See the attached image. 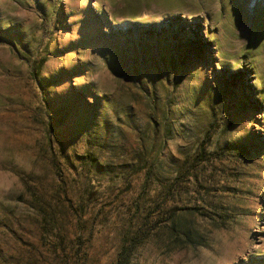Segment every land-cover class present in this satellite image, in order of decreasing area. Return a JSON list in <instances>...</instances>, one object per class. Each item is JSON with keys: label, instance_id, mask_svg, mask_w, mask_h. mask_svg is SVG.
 I'll use <instances>...</instances> for the list:
<instances>
[{"label": "rangeland", "instance_id": "obj_1", "mask_svg": "<svg viewBox=\"0 0 264 264\" xmlns=\"http://www.w3.org/2000/svg\"><path fill=\"white\" fill-rule=\"evenodd\" d=\"M207 135L254 152L236 198L193 195L226 228L176 205L185 238L145 174ZM137 234L126 264H264V0H0V264H115Z\"/></svg>", "mask_w": 264, "mask_h": 264}, {"label": "trees", "instance_id": "obj_2", "mask_svg": "<svg viewBox=\"0 0 264 264\" xmlns=\"http://www.w3.org/2000/svg\"><path fill=\"white\" fill-rule=\"evenodd\" d=\"M42 64L43 62L39 64V68ZM208 140L209 136L207 135L206 140L201 142L190 154H187L181 166L169 178L164 179V182L146 176L149 175L148 172L145 174V184L158 185L160 188L159 196L162 197V203L168 209V217L165 218V221L169 223L170 230L174 234L176 232L182 234L185 238H189L188 231L182 230V227L174 219L176 205L183 204L184 210H200L202 215L212 220L218 228H226L232 222L237 206L214 204L208 202L205 197L196 199L193 198V195L200 191L220 193L226 190L232 193L233 198H236L238 185L246 176L243 167L254 152L253 147L236 143L212 149ZM142 170L144 168L139 167L136 172L139 173ZM141 214H145L144 211ZM146 220L147 216L143 221ZM140 222L143 226L144 222ZM136 237L138 234L121 242L115 264L127 263V256L137 245Z\"/></svg>", "mask_w": 264, "mask_h": 264}]
</instances>
